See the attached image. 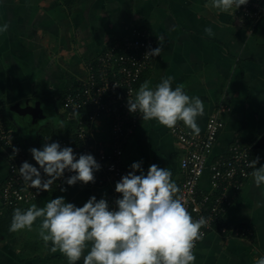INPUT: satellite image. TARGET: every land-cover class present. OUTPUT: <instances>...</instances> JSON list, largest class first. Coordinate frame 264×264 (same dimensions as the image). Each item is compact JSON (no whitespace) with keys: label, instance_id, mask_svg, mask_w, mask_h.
<instances>
[{"label":"crops","instance_id":"0c3cea01","mask_svg":"<svg viewBox=\"0 0 264 264\" xmlns=\"http://www.w3.org/2000/svg\"><path fill=\"white\" fill-rule=\"evenodd\" d=\"M4 24L8 25L0 33V109L4 112L23 101L54 103L57 94L86 76L88 60L139 25L154 39L155 48L160 46L158 38H163L161 55L154 56L140 85L147 80L154 87L174 77L173 89L183 85L187 95L204 103V113L197 118L200 131L219 102L230 105L211 158L227 153L236 137L254 146L264 133V20L251 30L238 23L234 10L220 12L211 7V0H0V26ZM206 27L212 28L213 36L205 33ZM61 115L55 114L56 118ZM45 118L44 114L36 125H27V135L18 130L35 140ZM179 146L169 128L142 119L128 144L125 168L130 171L133 162L142 161L146 173L157 164L168 168L180 186ZM262 150L253 151L255 159L259 157L257 168L264 166ZM7 175L8 161L0 150V186ZM209 185L206 171L201 186ZM65 188L45 195L37 207L59 196L79 207L93 195L107 199L111 192L108 186ZM13 211H5L0 218L12 219ZM225 220L252 227L254 237L210 231L194 250L195 264H254L264 256V184L257 186L251 175ZM10 223L0 225V264H67L59 251L51 253V244L46 247L39 237L41 218L32 230L10 232ZM77 264H83V259Z\"/></svg>","mask_w":264,"mask_h":264},{"label":"built area","instance_id":"2783aa9c","mask_svg":"<svg viewBox=\"0 0 264 264\" xmlns=\"http://www.w3.org/2000/svg\"><path fill=\"white\" fill-rule=\"evenodd\" d=\"M235 15L240 25L253 30L264 20V0H248L246 5L235 10ZM150 48H155V41L139 25L132 26L127 35L110 42L102 53L87 61L84 78L55 96L63 110V124L54 132L41 131L35 140L22 135L13 120L0 109V150L8 161V175L0 186V214L37 204L45 195L69 186L66 178L75 173L67 170L62 178L54 181L49 191L26 186L19 175L18 169L24 161L39 169L29 149H42L45 143L51 142L72 147L77 158L79 154H92L101 165L99 171H94L95 182L76 184L110 187L107 201L110 209L116 207L115 200L121 194L115 191V184L129 171L125 168L124 157L142 121L138 113L128 111L127 99L135 97L142 79L152 67L154 56H145ZM230 110L227 102H219L210 114L205 130L199 134L193 133L182 122L169 129L181 149L182 180L178 196L194 220L206 219L207 226L201 228L204 237L217 229L225 236L252 239L255 235L252 227L230 225L225 216L253 172L248 166L255 160L253 144L236 137L227 153L211 158L226 124L224 115ZM14 148L19 150L18 153H14ZM40 171L47 179L43 170ZM206 171L209 172V188L201 186Z\"/></svg>","mask_w":264,"mask_h":264},{"label":"clouds","instance_id":"9594fccd","mask_svg":"<svg viewBox=\"0 0 264 264\" xmlns=\"http://www.w3.org/2000/svg\"><path fill=\"white\" fill-rule=\"evenodd\" d=\"M247 3L248 0H211V7L228 13ZM7 30V24L0 26V33ZM204 31L214 35L211 27ZM158 39L160 46L150 48L145 56L161 55L163 38ZM173 79L168 76L154 87L144 81L135 97L127 99L128 111L169 129L183 122L199 134L197 118L204 113V103L199 97L187 95L183 85L173 89ZM29 151L39 169L24 161L18 170L25 185L37 191H49L66 170L75 173L66 178L67 185L94 183V171L101 168L92 154H79L77 158L72 147H61L59 142L45 143L42 149L33 147ZM258 162L256 157L248 166L254 169L253 181L260 186L264 184V166L257 168ZM142 163L133 162L131 170L116 182L115 191L121 196L115 200V208L110 209L107 199L97 200L95 195L79 207L59 196L43 207L33 203L26 209L15 208L9 231L32 230L41 218L39 237L46 247L51 244V253L59 251L67 264H77L81 259L83 264H195L194 249L204 238L201 228L207 226L206 219H193L178 196L180 188L168 168L152 164L145 173ZM254 264H264V256L255 259Z\"/></svg>","mask_w":264,"mask_h":264},{"label":"rangeland","instance_id":"374dc122","mask_svg":"<svg viewBox=\"0 0 264 264\" xmlns=\"http://www.w3.org/2000/svg\"><path fill=\"white\" fill-rule=\"evenodd\" d=\"M33 105L36 106V108H38V114L40 113L39 112V109H41L42 107V114H45L46 115V118L42 121L43 124H41V129L42 130H50L49 132H54L55 129H59V127L61 126V122L63 124V117H57L55 116V114H62L63 113V110L60 107L59 104H57V101H54L53 102H43L42 104H39L36 100H32L31 101ZM22 107H24L26 105L25 101L21 102L20 104ZM40 105V106H39ZM5 113L11 117V119L13 120V122L15 123V125L17 126V128L20 130V132L22 134H25L27 135L26 133H28L26 130H28V127L26 124H23L21 121H20V118H19V114L14 112L12 109L10 108H6L5 110ZM62 119V120H61ZM41 130V131H42ZM28 139L29 138H32V136H29L27 137ZM264 151V150H262Z\"/></svg>","mask_w":264,"mask_h":264},{"label":"water","instance_id":"95a60500","mask_svg":"<svg viewBox=\"0 0 264 264\" xmlns=\"http://www.w3.org/2000/svg\"><path fill=\"white\" fill-rule=\"evenodd\" d=\"M11 109L19 114L20 121L23 124L30 126L36 125L39 119L44 117V114H42V107L41 109H39L40 113L38 114V108H36L35 105L31 104V102H27L24 107L15 104ZM253 147L255 149H264V133L258 137Z\"/></svg>","mask_w":264,"mask_h":264},{"label":"trees","instance_id":"16d2710c","mask_svg":"<svg viewBox=\"0 0 264 264\" xmlns=\"http://www.w3.org/2000/svg\"><path fill=\"white\" fill-rule=\"evenodd\" d=\"M9 216H11V215H9ZM8 217V216H7ZM7 217H5V218H0V225L1 224H4V223H6V221L8 222H10L11 221V218L9 217V218H7Z\"/></svg>","mask_w":264,"mask_h":264}]
</instances>
